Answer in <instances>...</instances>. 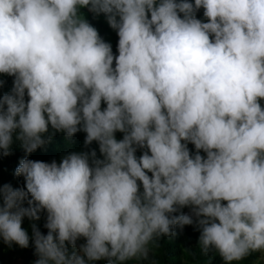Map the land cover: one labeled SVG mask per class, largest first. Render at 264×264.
I'll use <instances>...</instances> for the list:
<instances>
[{
  "label": "clouds",
  "instance_id": "obj_1",
  "mask_svg": "<svg viewBox=\"0 0 264 264\" xmlns=\"http://www.w3.org/2000/svg\"><path fill=\"white\" fill-rule=\"evenodd\" d=\"M80 6L106 15L117 56ZM0 73L15 77L0 96L5 155L15 130L31 152L50 124L69 136L80 125L104 156L23 159L26 190L0 186L4 242L28 247L22 218L47 212V234L33 226L35 264H85L65 244L81 236L88 260L147 259L157 237L194 223L172 215L184 206L200 252L264 254V0H0ZM135 146L148 151L137 158Z\"/></svg>",
  "mask_w": 264,
  "mask_h": 264
},
{
  "label": "trees",
  "instance_id": "obj_2",
  "mask_svg": "<svg viewBox=\"0 0 264 264\" xmlns=\"http://www.w3.org/2000/svg\"><path fill=\"white\" fill-rule=\"evenodd\" d=\"M194 4V0H189ZM159 3V0H157ZM78 14L82 16L90 25H92L98 31L101 39L110 44L113 56L118 55V34L117 30L112 28L108 22L104 13H93L89 10L88 6L78 7ZM181 17L182 13H179ZM150 17V14H149ZM195 18L202 22H208V18L204 16L203 7L195 10ZM119 19V17H117ZM113 68L115 67V59L113 60ZM15 77L6 73H0V81L3 84L0 85V96L11 92L13 87V80ZM25 102L28 97L25 90ZM259 103L264 108V99H260ZM106 107L105 102H101V110ZM78 130L75 134L69 136L64 131H57L48 125L47 132L42 134L44 143L38 146L31 152H26L22 143L16 138L19 130H15L13 133V140L9 146L8 154L5 155L3 150H0V186L8 184L13 189H25V180L22 175L16 174L15 170L19 166L21 160L29 159L33 161H42L51 163L55 161L59 164L65 156L70 153H91L95 151V159L103 160L104 156L100 152L99 143L93 140L89 144H85L86 132L82 127L78 125ZM125 133L119 130L114 132V137L118 141L123 139ZM186 144L189 150L190 156H194L197 152L206 158V153L202 149H196L195 145L190 141H182ZM135 156L139 158L144 152H147L146 147L135 146ZM150 154V153H149ZM93 157L89 156V163L91 164ZM147 172V170H145ZM151 176V173H147ZM139 190L142 192V184ZM30 198V196H29ZM2 203V201H0ZM226 203V201H222ZM23 207H28L27 200L23 201ZM187 214L193 216L194 223L191 225H185L182 228L175 226L172 235H160L156 238L153 250L149 252L147 259H133L129 261L117 262V264H264V254L260 252H252L240 261L225 262L222 257L214 250H210L208 253L200 252L197 248L200 235L199 226L195 223L196 217L192 211V206H184L178 209L177 214ZM38 219H32L27 216L22 218V228L28 233L29 245L28 247H20L15 242L6 243L3 237L0 236V264H35V261L39 259L35 251L33 243V226H35L42 234H47L48 229L44 226L46 223L47 212L41 209L38 212ZM55 235V234H54ZM86 243V238L81 236L75 241V247L72 244L65 242L67 246L68 254L76 253L82 256L85 260V264H109L108 258H101L98 260H88L81 251V246Z\"/></svg>",
  "mask_w": 264,
  "mask_h": 264
}]
</instances>
